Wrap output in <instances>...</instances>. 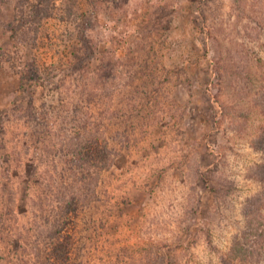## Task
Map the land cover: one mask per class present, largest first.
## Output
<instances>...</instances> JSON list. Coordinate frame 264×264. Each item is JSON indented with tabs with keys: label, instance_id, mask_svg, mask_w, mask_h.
Listing matches in <instances>:
<instances>
[{
	"label": "rangeland",
	"instance_id": "374dc122",
	"mask_svg": "<svg viewBox=\"0 0 264 264\" xmlns=\"http://www.w3.org/2000/svg\"><path fill=\"white\" fill-rule=\"evenodd\" d=\"M59 1L58 18L67 7L73 14L48 21L35 48L10 30L14 0H0V41L9 51L7 65H0V116L19 95L18 68L47 67L49 75L23 105L54 110L48 123L36 125L42 131L49 124L48 152L38 158L30 144L28 154L19 150L17 156L23 174H37L33 190L48 193L47 208L73 191L92 198L94 223L75 264H225L232 237L244 227L247 198L263 190L252 171L262 159L253 142L264 126V43H258L261 59H248L251 42L242 40L245 21H237L235 0ZM248 2L246 18L261 0ZM140 91L134 101L127 98ZM149 96L159 99L149 102ZM158 109L167 115L148 132L146 118ZM124 110L141 118L118 135L112 115ZM79 123L101 124L116 136L113 144L123 154L110 169L71 165L68 134ZM128 138L137 145L126 147ZM95 175L100 185L92 192L83 181ZM222 184L230 195L214 191ZM21 185L15 226L36 229L30 228L31 238L44 248V225H31L33 203ZM236 264H264V254Z\"/></svg>",
	"mask_w": 264,
	"mask_h": 264
},
{
	"label": "trees",
	"instance_id": "16d2710c",
	"mask_svg": "<svg viewBox=\"0 0 264 264\" xmlns=\"http://www.w3.org/2000/svg\"><path fill=\"white\" fill-rule=\"evenodd\" d=\"M202 1L203 3L204 1L208 2V0ZM248 1L235 0L236 8L239 10V14L237 13L236 15L238 17L237 21L238 23L245 21L241 30L243 33L242 37L244 36L242 40L246 41L245 37H247L249 39L247 41L251 42L249 45L247 41L245 42L248 45V59L249 57H254L260 60L261 51L258 49V43L260 41L264 43V0L260 2L263 6L260 3L253 2L252 10L254 16L249 15L246 18ZM59 2V0H14L17 18L9 24L10 30L16 36H21L20 42L23 43L25 41L36 48L37 40L41 37L40 35H42L48 21L59 18L66 20L67 15L70 17L73 14V6L67 7L65 8V11L68 10L66 12L67 15L64 14L58 18L57 11L62 9L59 6ZM74 3L73 5H75ZM204 5L206 6L207 4ZM202 11L204 15V10ZM206 18L207 16L204 15L203 19ZM83 38L86 39L85 34ZM3 45L0 41L1 66L7 65L9 61L8 48ZM35 59H37V55ZM34 63H37V60ZM85 66H88V64L86 63ZM43 68L45 71H42ZM18 69L20 74L19 95L11 111H6L0 116V264H75L78 250L85 251V244L89 241L87 230L91 229V224L93 225L94 223L89 213L93 200L92 198H86L82 191H73L61 202L58 200L55 207L47 208V203L45 204V202H47L48 193L43 190L41 192L33 190V184L38 181L37 174L34 171L31 172V176H28L27 172L23 174L24 160L17 156L19 150L28 154L30 152L27 148L28 145L33 144L34 146L35 144L36 152L34 154L38 158H44L41 152H48L45 143L48 141L47 137L51 130L47 129L49 124L48 126H43L42 131L36 129V125H42L44 122L48 123L50 117H53L51 113L54 110L45 108L46 105L41 110L36 107L33 101L29 102L28 106L23 105L27 95L33 94L32 89L35 83H43L45 81L46 76L50 73L47 70L48 68L43 67L41 63H37L28 68L23 66V68ZM216 73H218L217 70ZM131 85L135 89L141 88L140 84L137 83ZM56 88L60 89L59 86H56ZM122 94L125 96L124 90ZM142 95L143 92L141 93L140 91V93L127 94V98L130 101H134L135 98ZM166 97L168 98L167 95ZM172 98L173 96L169 97V99ZM158 99L159 96H152L148 101H158ZM51 108H54V106ZM74 115H78V112L73 113V117ZM166 115L167 112L163 109H158L153 115L149 113L145 122L146 127L150 128L148 132H152L154 128L158 127ZM112 116L114 127L111 128L117 129L118 135L121 134L120 131L122 129L124 132L135 129L134 122H139L141 118L139 113L129 110H124L121 113L119 111L114 112ZM19 120L22 123L21 126H19ZM14 127L22 130L20 132L13 130ZM140 127V132H142L145 126L141 125ZM74 128L75 132L68 134L72 156L69 161L76 169L94 170L99 173L110 169L117 156L123 154L113 144L116 136L110 137V135H106V129L103 125L92 126L91 124L79 123ZM127 141L126 147L129 149L137 145L130 138ZM253 147L261 155L262 159L254 165L252 173L254 178L263 185V190L247 198V207L244 208L243 212L245 214V224L242 231L232 237L229 249L223 256L225 264L256 260L257 257H261L264 254V126L260 128L253 142ZM39 174L42 177V174ZM68 177L69 180L72 179L70 174H68ZM23 182L26 183L27 200L33 203L29 209L30 213H32L31 225L34 226L35 223L37 228L44 225V229L39 233V237H43L46 243L44 248L38 243L39 240L36 241L31 238V227H24L22 229L24 232L19 233L18 231L22 230L15 226L19 221L16 216L15 204L18 190ZM63 182L64 180H62V184L65 185ZM83 182H85L87 190L92 192L100 185L99 176L96 175L94 178L86 179ZM42 183L43 181L37 182L38 186H41ZM69 183L67 182V185ZM220 186L219 188H214L216 193L229 192L224 187V184ZM228 194L230 195L231 193L229 192ZM88 197H90V193ZM12 204L14 205L11 206ZM82 222V232L80 234L81 237H79L78 231ZM31 230L35 231L36 229L33 230L31 228ZM167 260L168 257L162 256L161 263H165Z\"/></svg>",
	"mask_w": 264,
	"mask_h": 264
}]
</instances>
